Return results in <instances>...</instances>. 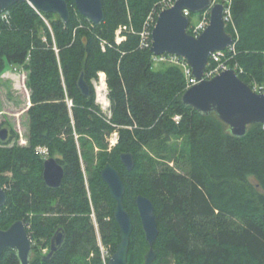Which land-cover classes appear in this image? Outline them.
Segmentation results:
<instances>
[{"label": "trees", "instance_id": "obj_1", "mask_svg": "<svg viewBox=\"0 0 264 264\" xmlns=\"http://www.w3.org/2000/svg\"><path fill=\"white\" fill-rule=\"evenodd\" d=\"M102 1L101 25L73 2L67 24L28 2L0 16V79L13 68L26 70L31 104L27 146L14 143L18 134L4 123L10 136L0 140V186L8 201L0 209V229L26 223L31 264H109L121 243L117 202L101 175L111 164L125 184L124 206L134 224L129 264H144L150 250L136 202L140 195L155 206V264H264V125L234 137L215 114L203 116L182 103V69L155 67L139 36L165 0ZM231 1L233 25L227 32L235 49L227 51L228 62L250 87L264 85V0ZM123 26L135 33L117 46ZM101 72L110 90L109 117L96 103L93 82ZM82 74L90 98L79 90ZM115 132L119 140L109 151ZM38 148L49 155L38 154ZM124 153L134 156L133 171L122 162ZM49 158L64 168L57 189L43 178ZM58 231L64 242L45 260ZM99 238L109 251L106 260ZM0 264H19L16 251H6Z\"/></svg>", "mask_w": 264, "mask_h": 264}, {"label": "water", "instance_id": "obj_2", "mask_svg": "<svg viewBox=\"0 0 264 264\" xmlns=\"http://www.w3.org/2000/svg\"><path fill=\"white\" fill-rule=\"evenodd\" d=\"M19 2H28L42 14H55L67 24L71 18L70 3H75L77 10L95 25L105 22L106 14L102 0H0V16ZM210 10L211 21L209 27L195 38L189 34L191 14H201ZM223 4L212 5L211 0H178L157 19L153 30V44L151 53L156 56L164 54L176 55L184 58L193 70V76L200 83L194 85L182 95V103L197 110L203 116L215 114L230 130L234 137L244 138L248 128L252 125H264V94H258L244 83L235 70L228 69L212 80H204L211 55L225 51L232 47L234 39L227 32L224 19ZM78 87L82 95L90 98L92 90L82 74ZM10 131L2 129L0 140L6 142ZM121 160L128 171L135 168L134 156L124 153ZM102 179L108 185L111 196L117 202L115 218L121 229V243L109 264H129V252L134 224L129 212L124 206L126 187L119 171L108 164L102 171ZM64 168L55 158H49L44 163L43 178L45 183L53 189L62 185ZM8 195L0 186V209L6 206ZM137 207L142 220L146 239L150 250L145 257L144 264H155L157 253L155 242L159 237L158 221L153 202L140 195ZM64 242V234L58 231L52 239L51 251L45 260L51 259ZM16 251L19 264H31L33 257V243L24 221L14 223L8 230L0 229V261L6 251Z\"/></svg>", "mask_w": 264, "mask_h": 264}, {"label": "built area", "instance_id": "obj_3", "mask_svg": "<svg viewBox=\"0 0 264 264\" xmlns=\"http://www.w3.org/2000/svg\"><path fill=\"white\" fill-rule=\"evenodd\" d=\"M178 0H165L159 11H155L153 13H151L147 19V21L145 22V25L143 27L142 32H140L139 36L141 38V47L143 49H151L152 44H153V30L155 28V25L157 23V19L159 14L163 11L166 10L168 8H171ZM212 1V5H216V4H223L225 7V14H224V19L227 25L232 24L233 25V17H232V13H231V5H232V1L231 0H211ZM8 15V11L5 12L3 15L4 18H6ZM185 15L187 17L190 18L191 13L189 11H185ZM199 21L196 25H192V20H190V26L188 29L189 34H191L192 36H194L195 38H198L200 35H202V33L209 27L210 25V21H211V14H210V10H207L201 14H199ZM128 33H135L134 29L132 27H128V26H123L120 27L118 29V31L116 32V40H115V44L117 46L122 45L125 41H127V34ZM106 44L107 43H103L102 47L103 50H106ZM234 44L232 45L231 48L225 50V51H219V52H215L211 55L210 61L208 63L207 66V70L205 72L204 75V80H212L215 77H217L218 75H220L222 72L228 70V69H232L235 70L236 73L239 75L242 73L241 70L238 69L237 66L232 67L229 62H228V57H227V51H234ZM153 64L155 67H159L162 64H167V65H172V66H177L179 68L182 69L185 77H186V81H187V90L191 87H193L194 85L199 84L200 82L194 78L193 76V70L191 68V66L188 64V62L179 56L176 55H171V54H164L161 56H156L153 55ZM14 71H18L17 69H15ZM11 75H13V73H11ZM97 86L95 87L96 90V101H98L103 107H105L106 109H109L111 106V102H110V90L108 87V82H107V75L103 72L99 73V78H98V82H96ZM253 89L254 92L258 93V94H264V85H259L257 83H255L253 85V87H251ZM103 90V92H102ZM103 94L104 98L106 99V101L104 103H102V101H100L99 98H102L101 95ZM68 107L70 109H72L73 107V101L71 99H67L66 100ZM108 103V106H105V103ZM180 117H176L174 120L179 123L180 122ZM119 140V136L118 133L114 134V138H113V142L112 144H116L118 143ZM23 146V145H22ZM27 146V145H25ZM37 153L40 155H43L45 157H47L49 155V151L47 148H38L37 149Z\"/></svg>", "mask_w": 264, "mask_h": 264}, {"label": "rangeland", "instance_id": "obj_4", "mask_svg": "<svg viewBox=\"0 0 264 264\" xmlns=\"http://www.w3.org/2000/svg\"><path fill=\"white\" fill-rule=\"evenodd\" d=\"M199 16V14L193 16L192 25L198 23ZM15 69L18 71H14ZM11 73H13V75H11ZM28 76L29 73L23 68H13L6 71L0 79V127L4 129V123H9L13 130L18 134V140L14 141V143L17 142L21 146L28 145L29 142L30 125L27 111L31 104L30 91L28 89ZM96 82H98V79L93 82L95 87L97 86ZM96 103L101 107L105 116H111L110 108L106 109L98 101H96ZM115 133L108 138L109 151L117 146V143L112 144ZM99 244L104 254V260H106L109 251L103 247L100 238Z\"/></svg>", "mask_w": 264, "mask_h": 264}, {"label": "bare ground", "instance_id": "obj_5", "mask_svg": "<svg viewBox=\"0 0 264 264\" xmlns=\"http://www.w3.org/2000/svg\"><path fill=\"white\" fill-rule=\"evenodd\" d=\"M102 92H103V90H102ZM101 97L102 98H99V99H100V101H102V103H104L106 101V99L104 98L103 94L101 95ZM105 104H106L105 106H108L107 102Z\"/></svg>", "mask_w": 264, "mask_h": 264}, {"label": "crops", "instance_id": "obj_6", "mask_svg": "<svg viewBox=\"0 0 264 264\" xmlns=\"http://www.w3.org/2000/svg\"><path fill=\"white\" fill-rule=\"evenodd\" d=\"M31 106V105H30Z\"/></svg>", "mask_w": 264, "mask_h": 264}]
</instances>
